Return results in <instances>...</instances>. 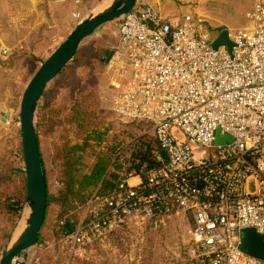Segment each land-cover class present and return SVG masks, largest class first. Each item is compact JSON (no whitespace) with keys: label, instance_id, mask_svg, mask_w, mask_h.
Segmentation results:
<instances>
[{"label":"built area","instance_id":"built-area-1","mask_svg":"<svg viewBox=\"0 0 264 264\" xmlns=\"http://www.w3.org/2000/svg\"><path fill=\"white\" fill-rule=\"evenodd\" d=\"M175 2L187 10L142 4L122 15L100 56L104 99L120 121L151 130L154 160L125 155L115 190L90 195L60 246L181 219L188 264H264L239 248L243 229L264 230V0L246 12L247 28L228 32L229 51L212 47L202 0Z\"/></svg>","mask_w":264,"mask_h":264},{"label":"rangeland","instance_id":"rangeland-1","mask_svg":"<svg viewBox=\"0 0 264 264\" xmlns=\"http://www.w3.org/2000/svg\"><path fill=\"white\" fill-rule=\"evenodd\" d=\"M107 1L109 0H83L82 3L72 5V24L67 30L74 28L79 21L92 16L91 14ZM114 1L116 0H113L112 3ZM172 1L175 2V0ZM252 4L253 0H202L195 11L203 17L213 32L216 33L225 29L230 33H235L249 26L246 12L252 8ZM4 6L0 5V31H4L5 28ZM139 6H142V4H136V7ZM175 6L181 8L179 5ZM181 9L179 13L187 10L185 7ZM119 18L103 24L92 35L85 38L78 47L77 59L88 58V61L85 60L86 63L99 60L100 55L105 51L104 46L113 42L117 37ZM60 36L61 39L53 44L55 48L66 37L64 34ZM98 38L105 40L106 43L93 46V40ZM46 49L44 47L40 54ZM28 51L26 48L14 52L17 55L15 59L23 58L17 61L10 58L8 48L6 54L0 52V169L7 168L11 164L15 166L22 164L24 166L19 135L20 100L22 92L33 73L40 63L50 55L48 52L43 57L34 55L26 57ZM83 67L84 65H76V77L82 74ZM103 72L102 70L98 77L99 112L96 115L94 125H92L96 131L104 134L100 142H97L96 139L90 140L95 150H101L112 144L114 139L117 140V132L123 128L122 123H125L111 113L110 106L103 97L107 81ZM56 77L47 84L45 90L51 104L59 112L57 116L58 126L52 133L45 132L39 138L40 155L43 159L47 178V190L52 197L60 187V166L58 159L55 158L56 147L66 141L71 144L80 143L84 136V132H78L75 124L68 123L69 108L71 106L69 85L75 84L76 81L72 78L69 84L60 85L56 82ZM40 101L41 98L38 105ZM3 113H7L4 120H2ZM36 113L37 109L35 112V126ZM88 129H92L90 125ZM121 136L122 133L119 137L121 138ZM26 206L25 203L21 215H23ZM78 210L79 208L76 210V214ZM21 215L15 224V228L22 218ZM56 215L57 207L51 203L48 208L47 224L42 231L43 240L48 243V248L45 249L42 246L35 245L27 250L25 264H187L186 225L181 219L172 221L167 227L159 229L131 226L109 235L103 241L90 247L60 251L57 244H55L57 234L53 227ZM15 228L2 246L0 254L10 245L9 242Z\"/></svg>","mask_w":264,"mask_h":264},{"label":"trees","instance_id":"trees-1","mask_svg":"<svg viewBox=\"0 0 264 264\" xmlns=\"http://www.w3.org/2000/svg\"><path fill=\"white\" fill-rule=\"evenodd\" d=\"M116 42L117 37L113 42L104 46L105 51L103 53L107 52ZM92 43L93 46H99L101 43L104 44L106 42L98 38L94 39ZM77 54L78 51L64 69L59 72L56 82L60 83V85L69 84L72 78L75 79L76 83L69 85L71 106L69 108L68 123L75 124L78 132H84V136L80 143L71 144L66 141L56 147L55 158L58 159L60 166V187L53 197L47 190L45 218L36 243V246L48 248V243L43 240L42 231L47 224L48 208L52 203L57 207V215L53 227L57 234L55 244H57V248L60 251L72 250L70 246L61 248L60 243L65 232L70 228L68 219L76 216V210L86 203L94 191L106 194L115 190L119 177L118 170L125 155L130 154L140 160L152 162L157 150L151 130L147 131L144 125L134 122L122 123L123 128L116 135L118 139H114L112 144L101 150H95L90 140L96 139L97 142H100L104 134L96 131L93 127L96 115L99 112L98 77L103 70V65L100 58L92 63H86L85 60L88 61V58L77 59ZM76 65H84L82 74L78 77L75 75ZM58 113L47 97V91L45 90L36 113L38 143L41 134L45 132L52 133L58 126ZM111 113L114 115L112 111ZM89 125L92 129H88ZM120 133H122L121 138L119 137ZM43 169L45 173L44 165ZM45 179L47 187L46 176ZM25 202L26 180L24 166L22 164H17L16 166L11 164L7 168H1L0 250L15 228ZM144 227L151 228L152 226L146 223Z\"/></svg>","mask_w":264,"mask_h":264},{"label":"water","instance_id":"water-1","mask_svg":"<svg viewBox=\"0 0 264 264\" xmlns=\"http://www.w3.org/2000/svg\"><path fill=\"white\" fill-rule=\"evenodd\" d=\"M138 0H116L103 12L79 21L63 41L45 58L26 84L19 105V135L26 180V204L29 214L26 225L16 239L0 254V264H25L27 250L36 245L47 207V187L39 151L35 126V112L47 84L55 78L74 57L81 42L100 26L129 13ZM224 46L228 51L232 42L227 30L217 32L212 47ZM3 114L2 120L6 117ZM223 138H217V141ZM161 160L166 158L159 152ZM244 231V232H243ZM239 248L244 253L264 260V230L253 228L241 231Z\"/></svg>","mask_w":264,"mask_h":264},{"label":"crops","instance_id":"crops-1","mask_svg":"<svg viewBox=\"0 0 264 264\" xmlns=\"http://www.w3.org/2000/svg\"><path fill=\"white\" fill-rule=\"evenodd\" d=\"M82 1L0 0V5H5V28L4 31H0V39L3 47L9 49L10 58L15 61L22 60L23 58L15 59L17 55L14 52L26 48L29 50L26 57L31 55L43 57L45 53H51L55 48L53 44L61 39L60 35H67L70 31L67 29L72 24V5ZM139 3L150 5L163 15L177 14L182 10L175 6L177 4L172 0H138L136 4ZM44 47L47 49L40 54Z\"/></svg>","mask_w":264,"mask_h":264},{"label":"bare ground","instance_id":"bare-ground-1","mask_svg":"<svg viewBox=\"0 0 264 264\" xmlns=\"http://www.w3.org/2000/svg\"><path fill=\"white\" fill-rule=\"evenodd\" d=\"M112 1L113 0L107 1L102 7H100L96 11H94L91 15L95 16V15L103 12L109 6V3L112 4ZM23 212H24L23 215H21L22 218L18 222V224H17V226H16V228H15V230L13 232V235H12V238H11L9 244H11L13 242V240L21 233V231L23 230V228L26 225V219H27V216L29 214V208L26 206V208H25V210Z\"/></svg>","mask_w":264,"mask_h":264}]
</instances>
